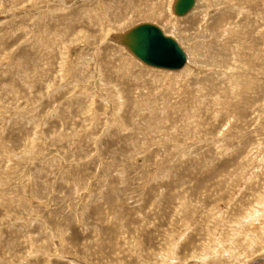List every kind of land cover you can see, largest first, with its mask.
I'll return each instance as SVG.
<instances>
[{
    "label": "rangeland",
    "instance_id": "obj_1",
    "mask_svg": "<svg viewBox=\"0 0 264 264\" xmlns=\"http://www.w3.org/2000/svg\"><path fill=\"white\" fill-rule=\"evenodd\" d=\"M174 1L0 0V264H264V0Z\"/></svg>",
    "mask_w": 264,
    "mask_h": 264
},
{
    "label": "water",
    "instance_id": "obj_2",
    "mask_svg": "<svg viewBox=\"0 0 264 264\" xmlns=\"http://www.w3.org/2000/svg\"><path fill=\"white\" fill-rule=\"evenodd\" d=\"M195 0H176L173 14L183 17L194 7ZM119 45L126 48L139 62L147 67L165 71H179L186 64V54L172 39L153 25L137 26L119 39Z\"/></svg>",
    "mask_w": 264,
    "mask_h": 264
},
{
    "label": "bare ground",
    "instance_id": "obj_3",
    "mask_svg": "<svg viewBox=\"0 0 264 264\" xmlns=\"http://www.w3.org/2000/svg\"><path fill=\"white\" fill-rule=\"evenodd\" d=\"M176 1V0H175ZM175 1H174V3H175ZM196 1V0H195ZM174 3H173V5H172V11H173V6H174ZM195 5V4H194ZM187 15V14H186ZM185 15V16H186ZM184 17V16H183ZM180 18V17H179ZM127 33V32H126ZM125 33V34H126ZM124 35V34H123ZM122 35H120V36H118V38H116V41H117V43L119 44V41H118V39L121 37ZM166 36V35H165ZM167 37V36H166ZM168 38H170V37H168ZM171 39V38H170ZM173 40V39H172ZM127 50V49H126ZM135 58V57H134ZM186 62H187V56H186Z\"/></svg>",
    "mask_w": 264,
    "mask_h": 264
}]
</instances>
